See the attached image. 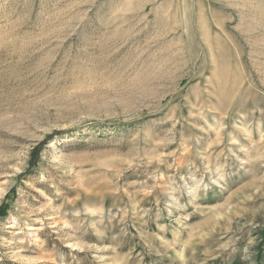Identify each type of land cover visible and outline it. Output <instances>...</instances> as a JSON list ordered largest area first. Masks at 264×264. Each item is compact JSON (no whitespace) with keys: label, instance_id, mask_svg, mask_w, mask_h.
I'll return each instance as SVG.
<instances>
[{"label":"rangeland","instance_id":"374dc122","mask_svg":"<svg viewBox=\"0 0 264 264\" xmlns=\"http://www.w3.org/2000/svg\"><path fill=\"white\" fill-rule=\"evenodd\" d=\"M0 264H264V0H0Z\"/></svg>","mask_w":264,"mask_h":264}]
</instances>
